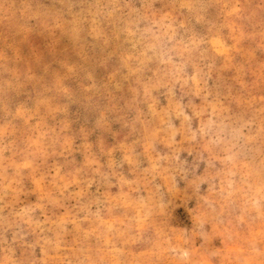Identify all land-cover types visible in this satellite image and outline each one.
I'll return each mask as SVG.
<instances>
[{
  "label": "rangeland",
  "instance_id": "1",
  "mask_svg": "<svg viewBox=\"0 0 264 264\" xmlns=\"http://www.w3.org/2000/svg\"><path fill=\"white\" fill-rule=\"evenodd\" d=\"M0 264H264V0H0Z\"/></svg>",
  "mask_w": 264,
  "mask_h": 264
}]
</instances>
